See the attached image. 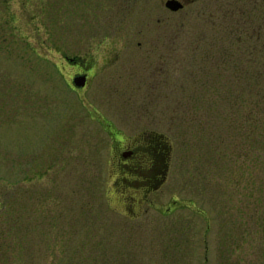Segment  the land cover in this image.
I'll return each mask as SVG.
<instances>
[{
	"label": "rangeland",
	"instance_id": "rangeland-1",
	"mask_svg": "<svg viewBox=\"0 0 264 264\" xmlns=\"http://www.w3.org/2000/svg\"><path fill=\"white\" fill-rule=\"evenodd\" d=\"M164 3L0 0V264H264V0ZM98 119L168 143L155 205Z\"/></svg>",
	"mask_w": 264,
	"mask_h": 264
},
{
	"label": "flooded vegetation",
	"instance_id": "flooded-vegetation-1",
	"mask_svg": "<svg viewBox=\"0 0 264 264\" xmlns=\"http://www.w3.org/2000/svg\"><path fill=\"white\" fill-rule=\"evenodd\" d=\"M167 1L170 0H165V3ZM171 1L180 3L183 8L177 12H171L165 7L164 8L170 13L177 14L183 11L185 8L191 7L202 0ZM90 60L91 59H84L82 57L64 59L65 64L71 66V68L74 70L72 76L68 78L69 81L66 82L68 88L71 91L83 92L92 85L95 78V72ZM76 77H85L84 87L78 88L74 85L73 80ZM102 89L108 92L111 88L103 87ZM96 123H98L100 127L104 128L109 133L108 137L111 140L112 145L111 160L113 163L111 170L114 171L113 173L116 174L115 176L120 174L134 176V180L136 182L133 185H138L136 192L142 193L141 197L133 196L137 201L136 204L131 206L134 207L135 205L142 204V202H146L149 205H155V203L149 200L148 197L158 192L159 187L164 181V174L168 163L169 152L166 156H164L161 144L167 143L166 140H163L159 136H146L144 134L135 136L132 139H128L113 131V124L108 120L98 119ZM126 179L127 177L124 178L125 181ZM125 256L127 258L130 256L132 257L131 254H125Z\"/></svg>",
	"mask_w": 264,
	"mask_h": 264
},
{
	"label": "water",
	"instance_id": "water-1",
	"mask_svg": "<svg viewBox=\"0 0 264 264\" xmlns=\"http://www.w3.org/2000/svg\"><path fill=\"white\" fill-rule=\"evenodd\" d=\"M164 7L171 12H177L183 8V6L180 3L171 0L167 1ZM84 81H85V77H76L73 80V83L76 87L81 88L84 87Z\"/></svg>",
	"mask_w": 264,
	"mask_h": 264
},
{
	"label": "trees",
	"instance_id": "trees-1",
	"mask_svg": "<svg viewBox=\"0 0 264 264\" xmlns=\"http://www.w3.org/2000/svg\"><path fill=\"white\" fill-rule=\"evenodd\" d=\"M162 151H163V154L164 156H166L170 150V147L168 145V143H162Z\"/></svg>",
	"mask_w": 264,
	"mask_h": 264
}]
</instances>
